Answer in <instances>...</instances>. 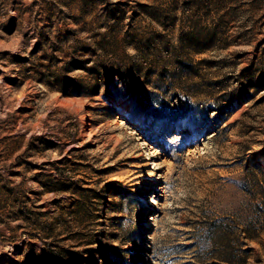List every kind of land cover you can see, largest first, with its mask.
I'll list each match as a JSON object with an SVG mask.
<instances>
[{
    "label": "rangeland",
    "instance_id": "rangeland-1",
    "mask_svg": "<svg viewBox=\"0 0 264 264\" xmlns=\"http://www.w3.org/2000/svg\"><path fill=\"white\" fill-rule=\"evenodd\" d=\"M186 1L0 0V264H238L209 239L216 221L241 264H264V90L244 71L264 0L220 10L251 43L204 49L178 43ZM113 27L163 40L107 54ZM65 173L101 189L96 218L71 220ZM50 233L94 242L49 260Z\"/></svg>",
    "mask_w": 264,
    "mask_h": 264
},
{
    "label": "trees",
    "instance_id": "trees-1",
    "mask_svg": "<svg viewBox=\"0 0 264 264\" xmlns=\"http://www.w3.org/2000/svg\"><path fill=\"white\" fill-rule=\"evenodd\" d=\"M225 0H210L209 2H201L200 0H188L185 2L193 13H189L187 29H183L178 35V43L181 45L189 44L191 47L194 45L197 49H204L208 47H224L228 48L232 45L249 44L254 39V30L248 28L246 23L240 25L230 26V21L237 20L232 15L234 11L228 10L226 13H221L222 6ZM207 8L209 15L207 19L202 18L201 11ZM201 15V16H200ZM157 20V17H155ZM202 18V19H201ZM154 19V18H153ZM207 20L206 24L203 23ZM158 21V20H157ZM119 24V23H118ZM121 35L117 28H111L104 34L101 42H99V48L107 54L114 53L121 44L127 45L130 42L135 47L138 45L159 44L161 39L158 34L149 36L140 32L130 33L126 31L124 35ZM262 43L256 44L254 50L257 53L256 61L252 62L248 67L244 68V71H251L247 78L246 87L254 86L257 90H264V48ZM259 53V54H258ZM117 66V65H116ZM116 66H113L112 71L116 74H121ZM79 179H75L73 176L65 173V192H69V204L67 206L68 213L71 216V220L79 223L82 219L96 218V211L99 208L100 199L102 198L100 191L89 186H84ZM60 187L54 189H64V183H60ZM234 227L230 224L216 221L208 228L209 239L214 240L216 243L221 244L222 258L221 260L227 263H238L241 261L236 259L237 249L242 242L239 239H231V235L234 233ZM239 235V233H237ZM254 238L253 235H249ZM65 238H59L58 235L50 233L45 237H42V250L47 253L49 260H59L62 258V252H65L70 257H74L76 251L73 248L82 246L83 244H92L94 241L82 242L77 238L74 243L64 246L61 245ZM143 243L145 241L143 240ZM155 246V245H154ZM153 246V247H154ZM241 249V248H240ZM91 248H86L85 251L89 252ZM114 256H119L122 259H126V256L121 252H115ZM140 258H135L134 263L140 264Z\"/></svg>",
    "mask_w": 264,
    "mask_h": 264
},
{
    "label": "bare ground",
    "instance_id": "bare-ground-1",
    "mask_svg": "<svg viewBox=\"0 0 264 264\" xmlns=\"http://www.w3.org/2000/svg\"><path fill=\"white\" fill-rule=\"evenodd\" d=\"M151 255V254H150Z\"/></svg>",
    "mask_w": 264,
    "mask_h": 264
}]
</instances>
